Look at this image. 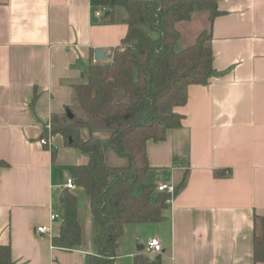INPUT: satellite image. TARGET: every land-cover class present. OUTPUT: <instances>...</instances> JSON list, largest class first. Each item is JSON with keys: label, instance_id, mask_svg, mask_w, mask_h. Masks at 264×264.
Returning a JSON list of instances; mask_svg holds the SVG:
<instances>
[{"label": "crops", "instance_id": "1", "mask_svg": "<svg viewBox=\"0 0 264 264\" xmlns=\"http://www.w3.org/2000/svg\"><path fill=\"white\" fill-rule=\"evenodd\" d=\"M95 9L90 0H0V246L9 248L11 264H87L96 251L98 228L77 187L81 243H52L66 181L88 159L50 134L88 65L109 63L127 33L123 7L111 21ZM216 10L213 20L195 9L178 23V50L210 32L212 74L206 85L188 87L176 109L180 127L146 144L143 185L175 190L165 219L126 225L112 264L144 256L160 264H264L253 259L264 228V0H218ZM98 51L103 60L95 59ZM106 161L124 163L113 152ZM152 238L159 254L146 251Z\"/></svg>", "mask_w": 264, "mask_h": 264}, {"label": "trees", "instance_id": "2", "mask_svg": "<svg viewBox=\"0 0 264 264\" xmlns=\"http://www.w3.org/2000/svg\"><path fill=\"white\" fill-rule=\"evenodd\" d=\"M218 0H90L112 20L115 7H123L127 33L112 50L109 63L88 65L83 83L74 87L67 115L55 116L50 134L62 136L66 146L87 156L73 169L75 188L89 199L98 232L95 253L87 264H112L126 225L159 223L165 219L168 195L154 185L132 188L149 170L148 141L160 142L167 130L177 129L182 116L176 109L187 100L191 85H206L212 74L210 32L201 31L194 43L176 49L177 24L191 19L195 9L218 15ZM109 152L124 160L106 161ZM182 180L176 189L183 186ZM62 221L55 247L74 249L81 243L77 195L65 190L60 197ZM255 263H264V228L253 241ZM0 264H11L10 250L0 246ZM133 264H160L159 259L136 257Z\"/></svg>", "mask_w": 264, "mask_h": 264}, {"label": "built area", "instance_id": "3", "mask_svg": "<svg viewBox=\"0 0 264 264\" xmlns=\"http://www.w3.org/2000/svg\"><path fill=\"white\" fill-rule=\"evenodd\" d=\"M104 12V9L103 8H100V7H97L94 11L95 15L98 17V16H102ZM40 144L41 145H46L47 144V140L46 139H42L40 140ZM66 190H69V191H72L75 189V184H74V179L73 178H69L67 179L66 181ZM156 190L157 192H163V193H166L168 195V197L166 198L165 200V203L166 205H168L170 202H171V199L172 197L174 196V193H175V190L172 186H167V185H157L156 186ZM58 218V215L57 214H51L50 215V220H55ZM36 232L37 233H45L46 232V227L44 226H41V227H38L36 229ZM146 251L147 253L151 254V255H156V254H159L160 250H161V245L158 241V239L156 238H152L148 241V243L146 244Z\"/></svg>", "mask_w": 264, "mask_h": 264}, {"label": "water", "instance_id": "4", "mask_svg": "<svg viewBox=\"0 0 264 264\" xmlns=\"http://www.w3.org/2000/svg\"><path fill=\"white\" fill-rule=\"evenodd\" d=\"M114 1L115 0H111V2H114ZM106 14H107V12L105 13V15ZM104 58H105V52L104 51H98V52H96V54H95V59L96 60H103ZM66 115H67L68 118H71L72 117L69 110L66 111ZM136 250L137 251H142L143 250V247H137ZM156 259H158V258H156Z\"/></svg>", "mask_w": 264, "mask_h": 264}, {"label": "rangeland", "instance_id": "5", "mask_svg": "<svg viewBox=\"0 0 264 264\" xmlns=\"http://www.w3.org/2000/svg\"><path fill=\"white\" fill-rule=\"evenodd\" d=\"M178 25V24H177ZM205 31H207V30H205ZM145 178H143L142 177V179L132 188V191H131V193L133 194V195H138L140 192H141V190H142V186H143V184L146 182L145 180H144ZM61 219H62V217H61Z\"/></svg>", "mask_w": 264, "mask_h": 264}]
</instances>
